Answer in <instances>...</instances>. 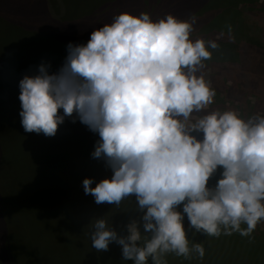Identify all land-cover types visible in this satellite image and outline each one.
I'll return each instance as SVG.
<instances>
[{"label": "clouds", "instance_id": "clouds-1", "mask_svg": "<svg viewBox=\"0 0 264 264\" xmlns=\"http://www.w3.org/2000/svg\"><path fill=\"white\" fill-rule=\"evenodd\" d=\"M197 18L122 12L94 29L85 44L69 43L63 64L19 81L20 124L54 137L72 118L98 135L91 156L111 176L82 181L97 205L134 197L139 219L122 235L101 217L89 239L111 244L132 264H168L166 257L203 259L194 234L251 239L264 224V113L211 109L217 92L201 70L220 47L193 38ZM230 39L231 25L227 26ZM204 113L203 115H199Z\"/></svg>", "mask_w": 264, "mask_h": 264}, {"label": "trees", "instance_id": "trees-1", "mask_svg": "<svg viewBox=\"0 0 264 264\" xmlns=\"http://www.w3.org/2000/svg\"><path fill=\"white\" fill-rule=\"evenodd\" d=\"M116 1H118L116 5L109 6L114 12L106 16L107 18L102 24L110 23L112 18L119 14L121 4H119V0ZM255 2L258 0H209V15H207L208 10L194 11L195 6L191 10L174 0H161L159 4L152 5L149 14L153 19H159L168 14L179 19H189L195 15L197 23L193 38L216 40L220 45L218 49L213 50L212 59L205 62L210 66L214 65L212 76L219 82L215 88L217 94L222 88L227 95H231L233 98H242L245 93L257 94V99L253 103V113H264V100L262 99L264 98V3L254 5ZM69 4L71 7H77L79 2L72 0ZM115 6L118 9L115 10ZM128 6L126 7L130 9L128 13L140 14ZM2 14L4 12L0 8V15L2 16ZM249 15L255 18L253 24L249 23ZM244 18L246 23H244ZM228 25L232 27L234 40L230 39L227 33ZM97 27L96 25L91 28L94 30ZM215 35H219L223 41H218L214 37ZM243 38L247 40L244 44L241 43L243 46L240 48V50L242 49L240 53L232 55L231 52L220 50L225 46L235 47V43L237 44ZM255 40L258 42H254ZM221 72L222 75L223 73L231 75L232 83L226 85L224 81L220 82ZM0 88L3 89L0 91V97H2L1 94H4L3 97L5 96V101L8 102L9 97L6 98L5 95L8 94L6 88L3 85ZM10 94H12V90L8 96H11ZM15 97L12 96V99ZM17 101H19L18 98ZM1 106L2 104H0ZM3 109L4 112L0 111V129L9 134L16 129H22L16 111H11V108L6 105L3 106ZM248 115L244 113L245 118ZM48 138L47 143L50 149L43 147L44 150L41 151L48 152L46 158L36 163L34 156L31 166L33 172L37 173L38 179L44 182L45 189H50L49 194L59 192V195L61 191L65 193L64 203L59 201L58 195L53 196L52 194L48 197L43 193L44 191H35L29 194L22 192L21 203L18 206H6V208L4 206L8 214L4 223L15 221L16 215L19 222H24V215L21 216L20 213L30 211L35 208L34 206H37L42 209L39 214H36L38 223L46 224L47 237H52V240L63 239L64 243H67L66 245L71 242V244L79 246L82 250L81 255H83V259L87 260V264H132V261L122 260L121 249L118 245L113 243L109 246L108 251L97 252L91 246L89 239L92 231L91 225L98 218L107 219L111 227L124 235L126 234L125 225L132 219H139L142 215L137 211L134 197L122 201L117 207L108 204L97 205L90 195L84 194L82 181L85 178H93V186H95V182L111 176V171L105 166L104 161L91 156L95 143L99 139L98 135L91 132L78 119L73 123L72 118H66L65 122L58 126L56 135ZM19 149L24 153L28 148ZM52 183L60 188L53 191L55 186ZM49 209H52L51 213L44 211ZM185 227L190 241L203 245L205 256L201 260L195 256L191 259H184L169 254L166 257L168 264H264V231L260 230L259 225L251 239L239 234L222 235L219 238L206 237L200 233L194 234V230L188 227L186 218ZM21 228L23 231L26 229L25 226H21ZM8 234L9 231L6 227L2 236ZM67 248L69 257L73 253L72 251L78 250L74 249L72 245L70 247L68 245ZM32 252L37 256L42 255L41 251L39 252L37 249Z\"/></svg>", "mask_w": 264, "mask_h": 264}, {"label": "rangeland", "instance_id": "rangeland-1", "mask_svg": "<svg viewBox=\"0 0 264 264\" xmlns=\"http://www.w3.org/2000/svg\"><path fill=\"white\" fill-rule=\"evenodd\" d=\"M73 1L79 2V5L71 7L69 2L72 0H0V8L4 12L2 16L0 15V86L3 85L8 94L12 90L11 96L5 94L6 98L9 97L8 102L5 101L4 94H1L0 111L4 112L3 106L6 105L11 108V111H16V115L19 117L18 84L23 76L26 73L36 74L37 68L42 62L51 64L50 71L58 70L67 55L66 46L70 42L74 44L87 43L90 33L93 31L91 27L103 26L102 23L106 20V16L114 12L109 6L118 3L116 0ZM160 1L119 0V4H121L119 13L129 12L130 9L126 8L128 4L137 14L149 13L152 10V5L159 4ZM174 2H179L191 10L195 6L194 11L208 10L207 15H209V0H174ZM261 2L264 3V0H258L254 5ZM105 4L107 5L105 6ZM114 9H118L117 6ZM252 17L249 15L248 19L251 24L255 19ZM244 23H246L245 18ZM214 37L218 41H223L219 35ZM246 40L243 38L237 44L235 43V47L225 46L220 50L235 55L237 52L240 53L242 50L240 48L243 46L241 43L244 44ZM254 42H258V40ZM6 69L9 71H5ZM213 71L214 65L206 64V67L198 74H204L211 82L212 87L216 88L219 82L215 78L213 79ZM219 78L220 82L224 81L226 85L232 83L233 80V77L227 73L219 75ZM0 91L3 89L0 88ZM12 96H16L15 99H12ZM255 99H257V94L250 93H245L242 98H233L231 95H227L222 88L218 91L216 101L211 109H236L242 115L244 113L248 115L253 113ZM262 99L264 100V98ZM48 140L49 138L43 134L26 133L23 128L16 129L10 134L0 129V264H87V260L83 259V255H81L82 250L79 246L69 242V247L72 245L74 249H78L72 251L73 253L69 257L68 245L64 243L63 239L52 240V237H47L46 224L38 223L36 214H39L42 209L37 206H34L35 208L30 211L20 213L21 216L24 215V222H19L16 215L15 221L4 223L8 216L4 206L5 208L6 206H18L21 203L22 192L29 194L35 191H44L43 193L48 197L52 194L53 196L58 195L59 192L48 193L50 189H45L44 182L38 179L37 173L33 172L31 166L34 156L36 163L46 158L48 152L41 151L44 150L43 147L49 148ZM19 148L28 149L23 153ZM52 184L55 186L53 191L60 188L56 184ZM58 199L64 203L66 196L63 191L58 195ZM44 211L51 213L52 209ZM21 226L26 227L25 231ZM6 227L9 234L2 236ZM259 228L264 231V224L259 225ZM36 249L41 251L42 255L37 256L32 252Z\"/></svg>", "mask_w": 264, "mask_h": 264}]
</instances>
